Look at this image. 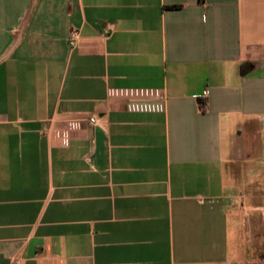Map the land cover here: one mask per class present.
<instances>
[{
	"label": "crops",
	"instance_id": "crops-1",
	"mask_svg": "<svg viewBox=\"0 0 264 264\" xmlns=\"http://www.w3.org/2000/svg\"><path fill=\"white\" fill-rule=\"evenodd\" d=\"M13 259L264 264V0H0Z\"/></svg>",
	"mask_w": 264,
	"mask_h": 264
},
{
	"label": "rangeland",
	"instance_id": "rangeland-1",
	"mask_svg": "<svg viewBox=\"0 0 264 264\" xmlns=\"http://www.w3.org/2000/svg\"><path fill=\"white\" fill-rule=\"evenodd\" d=\"M241 192V193H244V190L243 189H238V193ZM235 203L236 205H239L240 204V199L238 198H235ZM242 230L240 232H238V234L236 236H234L233 238V245H236V246H240V245H245L246 246V253H243V249H242V253H240L241 255H245V256H248V220H243L242 221ZM240 250V249H238Z\"/></svg>",
	"mask_w": 264,
	"mask_h": 264
},
{
	"label": "built area",
	"instance_id": "built-area-1",
	"mask_svg": "<svg viewBox=\"0 0 264 264\" xmlns=\"http://www.w3.org/2000/svg\"><path fill=\"white\" fill-rule=\"evenodd\" d=\"M77 35H78V31L76 30V29H72L71 31H70V38L73 40V38H75V37H77ZM70 41V44L71 45H74V41ZM207 93H208V91L207 90H204V92H203V96H206L207 95ZM86 121H87V123L89 124V125H93V124H95V122H96V118L94 117V116H89L87 119H86ZM82 123H83V120H73V121H71V123H70V127L71 128H73V129H78V128H80L81 126H82ZM13 264H19V260L18 259H13Z\"/></svg>",
	"mask_w": 264,
	"mask_h": 264
},
{
	"label": "trees",
	"instance_id": "trees-1",
	"mask_svg": "<svg viewBox=\"0 0 264 264\" xmlns=\"http://www.w3.org/2000/svg\"><path fill=\"white\" fill-rule=\"evenodd\" d=\"M202 106H203V104H202Z\"/></svg>",
	"mask_w": 264,
	"mask_h": 264
}]
</instances>
